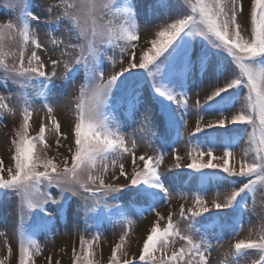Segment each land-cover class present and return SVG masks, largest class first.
I'll return each mask as SVG.
<instances>
[{
  "label": "snow or ice",
  "instance_id": "6c2138e0",
  "mask_svg": "<svg viewBox=\"0 0 264 264\" xmlns=\"http://www.w3.org/2000/svg\"><path fill=\"white\" fill-rule=\"evenodd\" d=\"M185 2L189 5L186 13L169 18L171 22L159 25L154 38L139 44L136 42L140 41V27L136 25L133 13L127 6L117 8L116 0H81L88 9L92 25V39L86 45L83 42L86 33L81 30L80 20L75 15L79 6L76 0H60L58 4L47 5L50 22L63 26V39L51 31L44 32L51 48L32 28L30 21L39 17L31 13L27 18L19 16L15 23L0 25V78L11 80L17 86V90L9 95L0 94V125H4L9 116L19 114L22 117L11 140L4 141L10 155L8 162L0 159V189H13L19 196L21 225L30 219L33 210H44L47 205L58 202L50 191L52 188L61 194L71 192L80 197L86 216L95 213L101 205L121 211L115 205H109L107 198L128 186L148 185L164 193L165 202L170 201L172 192L161 182L160 165L165 153L159 152L155 157L137 156V141L127 137L114 122L113 89L125 74L131 77L143 75L139 70H146L149 77L158 75L166 66L172 71L178 66L189 70L198 67L205 73L227 71L228 75L222 81L217 76V82L205 92L203 102L197 92L191 105L188 94L173 91L153 80L156 92L176 105L177 110L199 108L210 101L229 109L220 111L213 119L198 116L187 141L189 162L180 163L183 157L174 146L171 151L177 161L175 167H184L194 173L213 170L244 179L224 194L223 201L217 193L211 201L215 209L231 208L241 193L256 194L257 184L264 186V0ZM25 5L26 0H15L10 7ZM98 11L101 19L108 21V26L99 33L96 31ZM117 19L121 23L113 27ZM13 32L20 40V48L17 62L9 64L7 60L13 53L3 42L5 34ZM185 32L204 41L198 57H191L190 44L179 40ZM98 40L101 43H97ZM112 45L120 48V58L109 57L112 72L106 74L97 65L106 56L107 46ZM42 56H47V60ZM125 61L127 66L116 71L117 63L123 65ZM77 65L88 69L90 78L79 85L75 107L72 108L70 100L63 104L49 103L47 85L66 78ZM61 67L62 72L59 71ZM34 81H39V88H35ZM33 89L36 96L43 98L41 108L45 118L38 124L33 121V112L38 111L30 97ZM135 90V87L130 88L128 95ZM57 110L74 111V119L66 120L62 126L55 115ZM140 125L132 135H147L153 139L155 133L150 127V117L145 116ZM186 125L187 120L183 119L181 138ZM221 129L226 131L222 133ZM206 130H214L206 133V141H214L217 145L227 143L228 146L209 147L193 141L197 134ZM237 136L247 144L239 159L235 152ZM217 148H223L222 154H216ZM121 178L128 184H119ZM182 198L187 197L182 195ZM193 201L194 208L180 206L178 220L173 219V212L162 215L157 208H152L149 212L155 213V221L137 241L128 240L132 221L127 220V227L118 239L108 244L110 255L106 264H212L210 257L214 251L220 257L218 264H264V215L260 217L258 228L249 229L248 238H237L225 249L222 240L217 239L213 244L201 236L198 240L194 238L190 221L210 209L201 192L193 196ZM255 203L254 195L253 210ZM60 211L63 213V209ZM181 220L188 222L186 227H182ZM241 226L235 230L234 237L239 235ZM33 227L46 230L49 221L44 217L34 219ZM17 233L16 264H38L37 258L41 256L43 264H62L65 253L60 254L61 259L55 258L56 253L45 255L35 239L26 238L22 229L11 235ZM5 235L0 232V237ZM101 235L96 231L91 239L80 236L79 246L71 248L69 264H99L96 249L100 246ZM133 243L138 249L135 253L130 250ZM5 246L9 257H14V250L7 240ZM252 251L256 256L250 259ZM0 264H5V260H0Z\"/></svg>",
  "mask_w": 264,
  "mask_h": 264
},
{
  "label": "rangeland",
  "instance_id": "374dc122",
  "mask_svg": "<svg viewBox=\"0 0 264 264\" xmlns=\"http://www.w3.org/2000/svg\"><path fill=\"white\" fill-rule=\"evenodd\" d=\"M127 6L130 10L136 12L133 13V19L138 27H140V41L150 40L155 37V32L159 30L158 26L164 22H171L169 18L182 15L188 11L189 5L185 0H129ZM15 3V0H0V19L13 20L20 16L22 8L10 7ZM47 0H33L32 15L39 17L38 20L30 21L32 28L40 34L41 40L48 45L47 38L43 35L46 31H51L58 38L63 39V26H58L50 22L49 12L47 11ZM122 7V6H121ZM124 7V6H123ZM120 8V7H119ZM54 15V14H53ZM75 42V41H74ZM204 46V41L200 37H193L191 45L188 49L191 57H198ZM56 55L59 56V50L56 51ZM109 57L120 58V48L114 45L107 46V54L104 58V71L106 74L112 72V64ZM47 60V56H42ZM225 63H228L227 61ZM127 62L123 65L117 63L115 70L119 71L121 67H126ZM50 67V65H49ZM230 67L234 68V65ZM77 66L71 70H76ZM176 69L182 71L175 72L170 80V89L176 92H182L189 95V104H193L196 97V93H200L201 102L205 98V92L210 91L211 87L217 82V76L222 81L228 75L225 71L220 73H205L198 67H193L190 70L185 66H178ZM70 70V71H71ZM77 74L68 73L64 79L54 80L47 85L50 93L47 97L49 103L63 104L66 101L72 102V108L75 107L76 96L79 95V85L88 80L87 69H77ZM59 71H63L61 67ZM143 75L137 77H131L128 74L121 77L117 82L116 87L112 93V105L116 111L113 113L114 122L118 125L120 131L124 132L127 137L135 139L137 141L136 154L139 155H153L154 157L159 152L165 153L163 162L160 165V171H162L161 181L172 192V197L169 202H165L164 193L160 192L156 188H152L148 185H136L128 186L121 192L115 193L107 198L109 205L122 204L125 209V217H121L117 212H113L101 228L96 225V219L101 213V210H112L115 208H108L103 205L97 208L95 213H91L88 216L85 215L83 202L80 197L73 195L71 192L60 193L59 190L52 188V193L58 198V202L49 204L46 206L47 212L40 209H35L30 214V219L25 221L24 224H32L34 219L47 216L53 217L49 224L48 229L38 230L36 232L35 240L40 243L44 249L45 255H52L56 253L55 258L61 259V253L63 255L62 264H69V256L71 254V248L73 246H79L80 236H84L86 239H91L92 235L96 231L102 233L99 242V247L96 249V259L99 264H106V259L110 255L108 244L113 240L118 239L119 235L127 227V220L132 221L131 231L128 237L129 242L137 241L145 234V231L150 229V226L155 221V213L149 212L152 208L157 210L163 215L168 212L175 213L173 219L178 220L180 206L183 205L186 209L194 208L193 196L197 192H201L204 195L206 201H208L209 212L203 213L201 216L193 217L190 221L193 225V235L195 239H199L200 236L206 239H210L213 244L217 242V239L224 242V248L228 247L229 243H235L237 238L246 239L249 237V229H256L259 227L260 217L264 215V186L258 184L256 187L258 191L256 194L251 193L246 205L243 215V227L239 232V235L234 237L235 232L232 219L234 216L233 207L228 209H215L211 206V201L216 197L217 193H220L221 201L224 200V194L231 191L232 188L239 186L244 182L243 178L228 177L225 179H216L210 181L207 185H201L200 174L194 173L191 170L181 167L176 168L177 161L172 154V148L176 146L177 153L183 157L180 163L183 165L188 161L187 153L189 151L188 136L194 131L198 116H204L205 119H213L220 111H227L228 108L212 107L210 101L207 104L201 105L199 108L189 107L185 110H177L176 105L170 101H158V99L151 93L145 83L146 70H139ZM2 76V72H0ZM35 88H39V81L33 82ZM135 87V92L132 95H128L130 88ZM17 90V86L12 83L11 80L5 81L0 78V94L9 95ZM30 97L38 111L33 112V121L37 124L40 120L44 119V110L41 108L43 101L42 97L35 95V89L30 93ZM129 101V102H127ZM233 103H236L233 101ZM236 106H239L236 104ZM112 109H110V112ZM186 113H183V112ZM55 115L57 119L61 121L62 126L68 119H74V111L66 112L63 110H57ZM145 116L150 117V127L154 131L155 135L153 139L147 135H132L134 131H137L141 127V121ZM22 117L18 114L15 117L9 116L4 125H0V159L5 162L9 160V151L7 143L10 141L12 133L15 131V127L19 125ZM183 119L187 120L186 128L184 129L182 138H175L173 134L174 125L180 122L182 126ZM34 128L38 130V127L34 125ZM250 130V129H249ZM221 132L224 129L220 130ZM205 133H199L193 138L196 143L203 144L209 147H220L214 141L208 142L205 140ZM151 144V147L149 146ZM247 147L246 140H240V143L235 148L236 158L239 159L242 149ZM223 148H217L216 154H222ZM54 153H50L52 155ZM130 162V157L125 162L126 168ZM130 170V169H129ZM212 171V170H206ZM227 175V174H226ZM119 184H128V181L121 178L118 181ZM186 196L187 198H182ZM255 195V210L252 209V201ZM67 201L66 207L64 201ZM133 201L137 203H147V206L141 205L139 211L131 209L130 204ZM165 202V203H164ZM149 203V204H148ZM20 198L16 191L13 189H6L2 197H0V232L6 235L0 237V260H5V264H16L18 259V233L14 234L16 230L22 229L20 224L19 214ZM63 209V214L61 213ZM142 214L143 217H141ZM218 215L223 223L220 229L212 232L206 231L203 226L204 223L212 216ZM122 222V223H121ZM187 221L181 220L182 227H186ZM87 230V231H86ZM254 238V237H253ZM5 240H7L13 250L14 257H9L7 247L5 246ZM179 246V245H177ZM131 252L135 253L138 249L136 244H132ZM256 253L252 251L250 253V259L255 258ZM219 255L217 252H213L210 260L212 264H218ZM38 264H43V256L38 257Z\"/></svg>",
  "mask_w": 264,
  "mask_h": 264
},
{
  "label": "clouds",
  "instance_id": "9594fccd",
  "mask_svg": "<svg viewBox=\"0 0 264 264\" xmlns=\"http://www.w3.org/2000/svg\"><path fill=\"white\" fill-rule=\"evenodd\" d=\"M60 0H47V3L49 5H55L58 4ZM77 4L79 5L75 10V15L80 20V26L81 30L86 33V35L83 37V42L85 45L87 44L88 40L92 39L91 29L92 25L89 18V12L86 6L81 4V0H76ZM15 23L16 21L13 20H5L0 19V25L8 24V23ZM121 23L120 20H116L113 27H118ZM108 26V21L101 19L100 12H97L96 15V31L99 33L103 29H105ZM4 47L9 50L13 55H10L7 62L9 64H15L17 62V57L19 55L18 49L20 48V40L15 32L11 33L10 35L8 33L5 34V40H4ZM97 43H101V41H97Z\"/></svg>",
  "mask_w": 264,
  "mask_h": 264
},
{
  "label": "trees",
  "instance_id": "16d2710c",
  "mask_svg": "<svg viewBox=\"0 0 264 264\" xmlns=\"http://www.w3.org/2000/svg\"><path fill=\"white\" fill-rule=\"evenodd\" d=\"M165 55L167 56V53ZM210 132H212V130H210Z\"/></svg>",
  "mask_w": 264,
  "mask_h": 264
}]
</instances>
